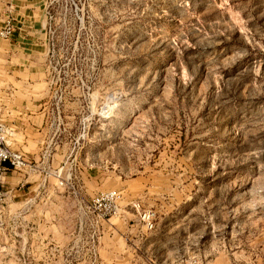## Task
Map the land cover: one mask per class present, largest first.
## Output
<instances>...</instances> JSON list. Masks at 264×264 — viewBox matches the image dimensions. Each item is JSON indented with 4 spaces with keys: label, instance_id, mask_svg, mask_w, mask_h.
Segmentation results:
<instances>
[{
    "label": "rangeland",
    "instance_id": "rangeland-1",
    "mask_svg": "<svg viewBox=\"0 0 264 264\" xmlns=\"http://www.w3.org/2000/svg\"><path fill=\"white\" fill-rule=\"evenodd\" d=\"M46 18L30 67L0 65L49 152L7 194L0 264H264V0H47ZM111 189L121 213L98 221L85 204ZM41 215L54 233L15 219Z\"/></svg>",
    "mask_w": 264,
    "mask_h": 264
},
{
    "label": "crops",
    "instance_id": "crops-1",
    "mask_svg": "<svg viewBox=\"0 0 264 264\" xmlns=\"http://www.w3.org/2000/svg\"><path fill=\"white\" fill-rule=\"evenodd\" d=\"M46 3L47 0H0V26L2 25L3 18L9 13L15 18L14 23L16 26L10 40H0V59H2L0 60V65L3 69L9 67V70L13 71L10 69L13 67L14 70H17L18 66H22L21 63H25L30 67V57L41 53L42 34L47 23ZM13 57H16L18 61L13 62ZM14 91L16 90L12 88L10 90L7 89L5 94L0 93V103L4 105V120L16 129V135L20 138L18 139L16 136L13 142L14 147L25 152L31 161L40 162L43 159L44 150L48 147V144L46 146L37 144L39 146L36 148L31 144L30 138L45 137L43 134L44 127L41 129V126H44V115L43 117L27 115L29 114L27 109L28 106L26 105L24 107L22 104H17L14 101ZM35 130L39 135L37 137L36 135L31 137L29 131ZM41 134H43L42 137ZM24 147L30 149L31 152L25 151ZM17 174L21 173L15 172L8 176L5 185L7 194L14 190L17 191L18 187H21L25 183H29L28 178L30 173L25 174L27 176L25 177L24 183L22 178L16 181L14 180L19 177ZM43 185L44 183L39 186V193H41L44 187ZM46 186L44 190H47V188L49 189L48 185ZM62 197L64 196H61V198ZM15 219L22 224L35 223L36 226L31 228H34L36 231L42 228L43 225H46V229L53 232L55 224L59 222L62 217L57 215L17 216ZM71 223L72 221L69 222L70 226ZM4 233H6L5 230ZM33 264L40 263L36 262Z\"/></svg>",
    "mask_w": 264,
    "mask_h": 264
},
{
    "label": "built area",
    "instance_id": "built-area-1",
    "mask_svg": "<svg viewBox=\"0 0 264 264\" xmlns=\"http://www.w3.org/2000/svg\"><path fill=\"white\" fill-rule=\"evenodd\" d=\"M14 21L15 18L10 13L3 18L0 26V40H10L16 28ZM15 131L14 127L4 120V105L0 103V228L5 227L4 213L7 207L5 185L8 176L21 171H26V173L42 171L38 162L31 161L25 152L14 147ZM46 152H48L47 149L44 151L43 157ZM122 200L123 194L120 190H106L97 193L88 200L85 208L98 221H105L113 216L120 215ZM134 206L138 207L137 204H134ZM141 220L147 228L152 229L154 227L155 212L144 210L141 214Z\"/></svg>",
    "mask_w": 264,
    "mask_h": 264
}]
</instances>
